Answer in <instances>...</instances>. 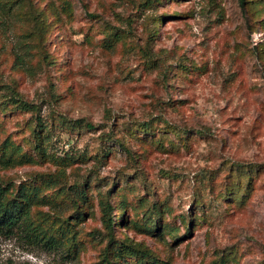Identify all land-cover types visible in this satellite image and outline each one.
<instances>
[{"label":"rangeland","instance_id":"374dc122","mask_svg":"<svg viewBox=\"0 0 264 264\" xmlns=\"http://www.w3.org/2000/svg\"><path fill=\"white\" fill-rule=\"evenodd\" d=\"M144 1L67 0L72 19L54 22L48 3L61 0H0V90L37 108L0 115L1 136L27 138L39 120L47 154L72 160L55 184H84L94 202L80 220L61 199L34 211L71 222L70 256L0 237V264H97L108 237L96 197L108 192L127 203L114 241L143 242L169 264H264V0ZM32 11L53 27L38 31ZM143 123L152 132L129 134ZM56 168L0 179L18 186ZM237 184V201L221 200Z\"/></svg>","mask_w":264,"mask_h":264},{"label":"trees","instance_id":"16d2710c","mask_svg":"<svg viewBox=\"0 0 264 264\" xmlns=\"http://www.w3.org/2000/svg\"><path fill=\"white\" fill-rule=\"evenodd\" d=\"M161 0H145V5H152L158 3ZM49 12L54 17V22L60 21V14H63L68 19H72L73 12L69 6L67 0H61L60 8L54 4V2L48 3ZM31 16L34 20V27L38 31H46L49 26L53 27V24L46 22L48 15L43 12H31ZM95 19L94 16H91ZM155 25L153 29V36L158 32V26L164 21V19L155 18ZM114 27L107 24L103 29V33L106 38L114 39L113 32ZM261 50L264 48L261 46ZM183 69H187L186 66H182ZM21 110L24 113H34L37 108L33 104L23 100L20 94L15 88H7V92L0 90V115L3 117L6 113L12 111ZM4 120V119H3ZM3 120H0V170H8L14 167L32 165L40 163V161L50 162L56 165L57 168L53 174H40L37 175L34 182L26 183L22 182L18 186H15L13 182H4L0 179V237L5 239L17 238L22 239L30 247H41L46 251L65 250L66 255H71V242H73V234L69 235L71 222L68 219L52 220L48 217V214L41 215L40 211L34 212L39 206L50 205L55 203L56 199L65 200L74 207L75 218L80 220L88 207L93 206L94 202L90 201L87 187L78 184L63 188L55 184V181L62 182L65 177L64 167L71 165V157H57L54 154H47L45 141L42 137L43 125L36 120L35 129L30 130L29 136L23 137L19 141L11 139L10 135H6L2 138L4 133ZM81 121H76L74 125H80ZM40 127L37 129L36 127ZM84 126L91 129V125L86 123ZM135 128L136 132H132ZM130 129L129 134H140L152 132V127L149 124H137ZM165 134L171 132L177 135V130L172 126H165ZM138 132V133H137ZM182 139V138H181ZM115 142V141H114ZM180 142L185 144V142ZM118 146L125 152H129L125 148L124 144L116 141ZM159 144V143H158ZM57 187V188H56ZM53 189V190H52ZM241 190L239 184L236 185L235 191L229 190L221 200H234L237 201V195ZM249 192L248 188L243 190L244 194ZM116 197L115 194L109 192L105 195L98 193L96 200L98 201L99 215L102 225L106 231L108 242L103 247L99 254V262L97 264H169L168 260L160 258V256L150 249L143 242H137L128 236H125L119 241L113 240V227L124 219V212L127 210V203L124 198L115 204H110V198ZM116 210V219H113L112 212ZM123 212V213H121ZM151 216H161L163 211L160 207H153L150 212ZM149 222H152L149 220ZM155 229L158 231L160 223L155 221ZM145 228L146 225H141ZM168 235H171L168 234ZM177 234L172 237L176 238ZM112 236V237H111ZM73 255V254H72ZM219 264H225L222 260ZM210 264H216L212 262Z\"/></svg>","mask_w":264,"mask_h":264}]
</instances>
